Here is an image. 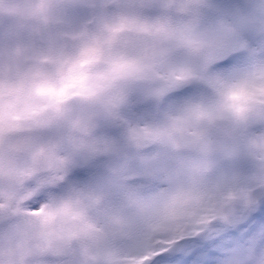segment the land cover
I'll return each mask as SVG.
<instances>
[{"label": "snow or ice", "instance_id": "1", "mask_svg": "<svg viewBox=\"0 0 264 264\" xmlns=\"http://www.w3.org/2000/svg\"><path fill=\"white\" fill-rule=\"evenodd\" d=\"M68 3L105 33L95 91L78 131L33 153L47 166L0 156V264H176L186 237L264 213V61L214 70L240 59L231 25L203 24L207 0Z\"/></svg>", "mask_w": 264, "mask_h": 264}, {"label": "clouds", "instance_id": "2", "mask_svg": "<svg viewBox=\"0 0 264 264\" xmlns=\"http://www.w3.org/2000/svg\"><path fill=\"white\" fill-rule=\"evenodd\" d=\"M83 6L68 0H0V156L22 165L45 167L33 153L78 129L85 96L96 71L90 50L105 33L90 19L73 27L67 10ZM111 7V6H110ZM64 93L71 97L66 103ZM79 94V95H76ZM59 110V111H58Z\"/></svg>", "mask_w": 264, "mask_h": 264}, {"label": "rangeland", "instance_id": "3", "mask_svg": "<svg viewBox=\"0 0 264 264\" xmlns=\"http://www.w3.org/2000/svg\"><path fill=\"white\" fill-rule=\"evenodd\" d=\"M231 1V4H229ZM209 7L203 10L202 22L205 26H215L217 23L224 21L231 25L233 32L229 37V47L235 49L232 54L237 52L236 57L240 59L229 64L226 60H220L214 70L225 76H233L239 69H247L256 63L264 61V0H207ZM149 15L155 14L154 12L148 13ZM91 9L79 6L66 11V22L72 23L73 27L79 26L90 19ZM218 65H227L226 68H219ZM135 103V102H134ZM116 130L108 127L109 136H115ZM243 170L247 174L251 171L250 165L245 163L242 165ZM258 220H252L257 225V230L260 228V234H264L261 230V225L264 226V213L258 214ZM250 218H252L250 216ZM251 220L249 215L240 211L236 213L229 224L223 222H216L213 230L205 235L201 232L200 237L190 236L186 237L188 243L184 245V250L177 255L176 264H202L203 258L200 259L199 255H205L207 246V238H214L217 248V253L211 256L210 259L206 258L205 261L210 264H225L226 257L231 254V264H246V261L255 258L256 264H264V245L260 251L251 247L252 242L249 241L253 235L246 241H238L236 238H224L222 235L216 237L219 233L234 227L242 222V220ZM254 225V226H255ZM208 252L210 249L208 248ZM211 254V251L208 255ZM190 258V259H189ZM189 259V261H187ZM209 259V260H208ZM204 261V262H205Z\"/></svg>", "mask_w": 264, "mask_h": 264}]
</instances>
